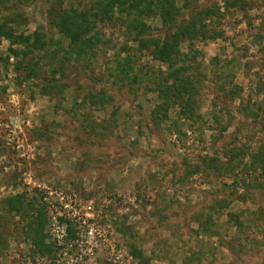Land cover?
<instances>
[{
  "label": "rangeland",
  "instance_id": "374dc122",
  "mask_svg": "<svg viewBox=\"0 0 264 264\" xmlns=\"http://www.w3.org/2000/svg\"><path fill=\"white\" fill-rule=\"evenodd\" d=\"M93 2L0 0V264H264V0L193 5L223 18L207 27L220 38L179 46L198 83L190 121L146 79L114 83L128 57L137 76L168 74L120 24L90 20L85 55L53 27ZM20 194L40 214L9 212ZM40 215L45 256L26 233Z\"/></svg>",
  "mask_w": 264,
  "mask_h": 264
},
{
  "label": "trees",
  "instance_id": "16d2710c",
  "mask_svg": "<svg viewBox=\"0 0 264 264\" xmlns=\"http://www.w3.org/2000/svg\"><path fill=\"white\" fill-rule=\"evenodd\" d=\"M182 2L183 5L179 8L177 0H94L93 5L83 12L72 10L63 12V14L59 13L58 17L55 18V22H53V27L57 28L58 32L69 40L70 47L77 54L85 55L88 53L87 49H94L93 45L96 43L94 38H83L86 35L85 33L90 32V20L99 19L103 23L114 26L120 24L124 35L133 37L140 52L148 51L153 59L168 65V74L166 78L161 77L160 80H152L149 76H146L147 74H143L146 78L141 75L137 76L133 72L131 58L128 57L126 60L118 61V68L115 70V75L112 76L114 83L120 84V86L128 84L129 87H132L133 84H142L146 79L147 84L155 85V91L162 104L161 107L164 108L163 111L166 112L169 106L178 105V118L190 121L191 108L195 104L194 92L198 91V83L194 77L192 80V77L187 74L188 67L178 66L184 61L189 63L192 60L194 61V57L189 56V53H181L179 46L183 42H188L191 45L197 40H216L220 38L219 32L215 30L208 31L207 27L213 20H222L223 14L220 13V9L217 7L215 8L216 11L211 8L204 10L194 8L193 5L197 0H182ZM237 3L239 8H243V4ZM182 10L192 11L188 19L182 14ZM152 18H159L162 27L166 29V37L163 40L147 38L152 29L146 25L145 20ZM10 34L1 32L0 35L11 40ZM40 39L41 36L35 34V48L39 45ZM190 51H193V47ZM90 55L94 56L93 52ZM26 56L28 54L25 52L15 53L16 58L20 57L22 59ZM103 99L104 96L99 94L97 98H92V101L95 104L102 105ZM258 155L263 162L264 150ZM252 159L255 162L256 156H252ZM235 161L237 162V158L230 159L228 165L230 166ZM5 204L11 213H19L20 211L21 214H29L30 212L34 214V211H37L40 214L42 211L37 210L32 203H26L22 194L7 198ZM41 217V215L37 217L38 219H35L34 216L29 217L26 224V233L31 237L37 253L45 256L51 253L53 247L45 242V236L42 235L43 223H37ZM236 223L237 228L242 227L240 220H236ZM132 256L140 260V256L136 252H132Z\"/></svg>",
  "mask_w": 264,
  "mask_h": 264
}]
</instances>
